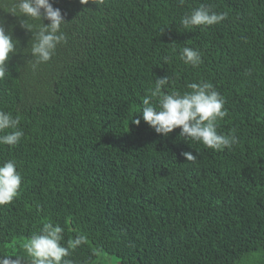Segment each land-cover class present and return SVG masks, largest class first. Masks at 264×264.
<instances>
[{"label":"trees","instance_id":"16d2710c","mask_svg":"<svg viewBox=\"0 0 264 264\" xmlns=\"http://www.w3.org/2000/svg\"><path fill=\"white\" fill-rule=\"evenodd\" d=\"M17 2L0 0L17 41L0 110L20 116L24 136L0 145V165L14 161L22 184L0 206V254L51 222L65 245L86 236L71 264H96L100 252L121 264H264V0H50L67 43L35 70ZM201 5L227 19L184 29ZM184 47L201 53L198 68L180 59ZM166 75L161 94L213 84L228 111L217 131L238 143L214 151L144 122L142 99Z\"/></svg>","mask_w":264,"mask_h":264},{"label":"clouds","instance_id":"9594fccd","mask_svg":"<svg viewBox=\"0 0 264 264\" xmlns=\"http://www.w3.org/2000/svg\"><path fill=\"white\" fill-rule=\"evenodd\" d=\"M81 5H88L90 0H80ZM183 3V0H181ZM12 15L23 18L21 27L34 35L35 42L31 47V55L34 58L32 68L35 70L40 64L49 62L55 55L56 49L61 44L67 43V37L63 32L65 14L59 8H55L50 0H18L12 9ZM27 19L38 21L37 30L33 32V25L27 23ZM227 19V13H217L210 7L201 5L193 9L190 14L181 19L180 24L184 29L193 26H213ZM44 21H48L47 25ZM17 41L12 34L6 32L3 24H0V81L8 76V62L11 56L16 54ZM180 59L192 68H198L202 64V56L198 50L184 47ZM170 57H164L167 63ZM155 87L150 95L142 99V114L140 116L157 134L168 136L175 129H180V137L186 140L198 142L208 149L222 151L231 149L238 143L235 135H224L217 131L218 121L228 116L224 107L225 101L213 84L205 81L190 83L189 91H171L169 94H161L162 89L170 83L168 75L157 78ZM157 99V103H152ZM20 116H13L10 112L0 110V145L15 146L24 136L19 127ZM137 126L140 119H133ZM181 155L186 161L195 162L197 155L192 152H183ZM22 184V176L17 170L14 161H5L0 165V206L11 204L18 196ZM63 228L47 222L38 233L32 234L23 249L30 258V264H71L65 259L72 251L86 243L85 235H77L67 242L64 240ZM15 252L0 254V264H23V258L16 256Z\"/></svg>","mask_w":264,"mask_h":264},{"label":"rangeland","instance_id":"374dc122","mask_svg":"<svg viewBox=\"0 0 264 264\" xmlns=\"http://www.w3.org/2000/svg\"><path fill=\"white\" fill-rule=\"evenodd\" d=\"M27 242V240H20V246L13 245L8 247L9 252H15V254L21 252L27 255L23 249V244ZM96 264H121L120 260L114 256L108 255L105 252H100Z\"/></svg>","mask_w":264,"mask_h":264}]
</instances>
